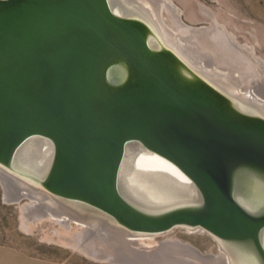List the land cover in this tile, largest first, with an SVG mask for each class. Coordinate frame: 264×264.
Here are the masks:
<instances>
[{"label":"water","instance_id":"95a60500","mask_svg":"<svg viewBox=\"0 0 264 264\" xmlns=\"http://www.w3.org/2000/svg\"><path fill=\"white\" fill-rule=\"evenodd\" d=\"M147 11L0 0V168L129 237L184 227L264 264V101L219 87Z\"/></svg>","mask_w":264,"mask_h":264},{"label":"rangeland","instance_id":"374dc122","mask_svg":"<svg viewBox=\"0 0 264 264\" xmlns=\"http://www.w3.org/2000/svg\"><path fill=\"white\" fill-rule=\"evenodd\" d=\"M164 1L172 2L178 9L181 22L185 27L196 29H202L204 27L211 28L215 18L224 32L229 34L237 44L254 48V56L264 61V0ZM205 9L208 10L211 15H208ZM168 16V12L165 9L163 17L166 24L171 27L167 20ZM213 45H215V49L221 50L219 42H215ZM209 49L210 51L212 50L211 47L200 44L198 50L201 57H203ZM229 58L230 57H228V59ZM191 61H193V59H191ZM235 63L237 65L238 61H235ZM233 65L231 69H236V66ZM217 70L225 72L224 69ZM236 85L237 89L243 93H245L246 90L249 91V93L246 92L248 95L252 94V91H256L253 90L254 87L252 83L244 85L242 82H237ZM258 93H255V95L264 101V94H261L260 91H258ZM7 188H10V192L9 189L7 191L0 182V264H125L123 262H114L109 259L89 255L77 248L75 246V234L81 231V227L79 226L80 222L78 221H72L71 229L69 230L64 229L52 220L53 217L45 218L38 222L29 221L26 223L22 208L27 207L34 202V200L24 197L19 201H11L17 197L15 192L18 187L16 184L14 186L10 184ZM8 192L10 196H8ZM22 193H25L24 190ZM8 197H10V201L7 199ZM63 217L67 218L68 215L63 214ZM139 241L144 244L141 246H134L133 248L136 247L135 249H139V251L142 250V255L133 252L130 253L129 251V254H127L131 255V260L142 264L150 261L152 264L169 262L173 260L171 257H183L182 254H174L175 250L157 251V249H154L158 248L161 246V243L166 241H178L184 245H190L203 255H216L221 258L217 261L207 260V262L204 261L203 264H227L225 259L222 258V252L218 241L205 232L178 227L159 236H141ZM91 245H97L95 247L106 249V240L103 241L102 239H98V242L93 241ZM111 247V245L107 246V249L109 248L108 251L111 253L116 251L117 254L122 255L123 253L121 252H124L122 250L123 248H116L114 251ZM150 248L156 250V253L153 252L147 255L146 253H148L149 250L151 251ZM143 253L145 255H143ZM184 258L190 259L191 256L184 254ZM199 262L201 263V261Z\"/></svg>","mask_w":264,"mask_h":264},{"label":"bare ground","instance_id":"6f19581e","mask_svg":"<svg viewBox=\"0 0 264 264\" xmlns=\"http://www.w3.org/2000/svg\"><path fill=\"white\" fill-rule=\"evenodd\" d=\"M139 1L147 6V14L149 15L150 19L153 20L156 24L160 23V25L163 26L162 31L168 44L174 47V49H177V51L193 65L200 68V70L208 73L209 76L212 77V80H214V82L219 87L228 92L236 93L238 91L236 85L237 82H242L244 83V85L252 83L254 87L253 90H256L252 91L254 94L258 93V91H260L261 94H264V61L254 56V48L248 46H240L239 44H237L229 34H226L224 32V30L217 23L214 17V24L211 28L204 27L202 29H196L185 27L181 22L178 9L172 4V2L164 0ZM165 9L167 10L169 15L167 20L172 28L169 27L164 20L163 12L165 11ZM205 12L208 15H211L210 12L206 9ZM215 42H219V46L221 49L220 51L222 52L215 49V45H213ZM200 44L205 45L206 47H211L212 50L210 51L209 49L208 51H206V54L201 57L198 50ZM228 57L230 58L228 59ZM191 59H193V61H191ZM235 61H238L237 65ZM232 65L236 66V69H231ZM217 69H224L225 72H221ZM249 96H252V94H250ZM253 99L256 100L255 97ZM257 103L260 105V108L264 112V102ZM0 182L7 189V191L9 189V192L10 188L7 187H9L10 184H13V186L16 184L18 187L15 192L17 197L12 200L10 199V197H8L7 199L9 201H19L24 197H28L34 200V202L29 204L27 207L22 208L23 217L26 219V223H28L29 221L38 222L42 219L53 217L52 220H54L64 229L69 230L71 229V222L78 221L80 222L79 226L81 227V231L75 234V246L77 248L89 255H93L103 259H109L114 262H123L125 264H142L131 260V255H128L129 252L141 254L142 250L139 251V249H135L136 247L133 248L134 246H141L144 244L139 241L141 236L139 238L129 237L124 232L105 223L102 217L95 215L86 208L58 201L47 194L31 188L30 186L13 178L12 176H9V174H7L1 168ZM23 190L25 193H22ZM9 192L8 196H10ZM63 214H67L68 217H63ZM98 239H102L103 241L106 240V249L95 247L97 245H91L93 241L98 242ZM108 245H111V248H113L114 251L116 248H123L122 250L124 252H121L123 254H117L116 251L113 253L109 252V248L107 249ZM154 249H157V251L175 250L174 254L183 255V257H171V259L173 260L169 262H159L157 264H203L204 261L207 262V260L217 261L221 259L220 256L216 255H203L190 245H184L178 241H166L161 243V246ZM155 251L156 250L151 249V251L149 250V252L146 254L150 255V253H156ZM184 254L190 255L191 258H184ZM143 255L145 254L143 253ZM198 260L201 261V263ZM145 264H152V262L150 261Z\"/></svg>","mask_w":264,"mask_h":264}]
</instances>
